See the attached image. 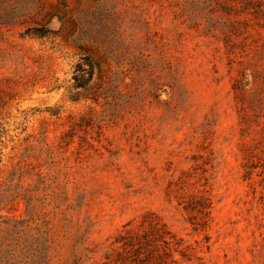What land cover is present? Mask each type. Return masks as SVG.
<instances>
[{"label":"rangeland","instance_id":"1","mask_svg":"<svg viewBox=\"0 0 264 264\" xmlns=\"http://www.w3.org/2000/svg\"><path fill=\"white\" fill-rule=\"evenodd\" d=\"M0 264H264V0H0Z\"/></svg>","mask_w":264,"mask_h":264}]
</instances>
